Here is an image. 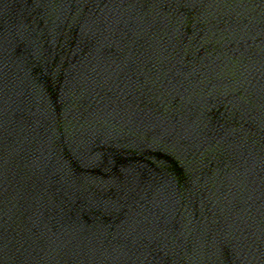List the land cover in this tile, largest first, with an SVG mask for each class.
<instances>
[{
    "label": "water",
    "instance_id": "95a60500",
    "mask_svg": "<svg viewBox=\"0 0 264 264\" xmlns=\"http://www.w3.org/2000/svg\"><path fill=\"white\" fill-rule=\"evenodd\" d=\"M0 264H264V0H0Z\"/></svg>",
    "mask_w": 264,
    "mask_h": 264
}]
</instances>
